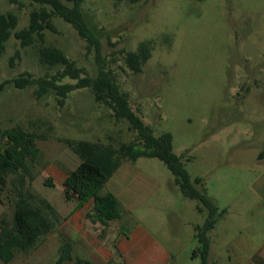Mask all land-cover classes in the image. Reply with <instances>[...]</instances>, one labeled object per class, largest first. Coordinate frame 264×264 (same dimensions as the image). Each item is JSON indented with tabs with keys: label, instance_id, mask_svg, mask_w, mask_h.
Listing matches in <instances>:
<instances>
[{
	"label": "rangeland",
	"instance_id": "obj_1",
	"mask_svg": "<svg viewBox=\"0 0 264 264\" xmlns=\"http://www.w3.org/2000/svg\"><path fill=\"white\" fill-rule=\"evenodd\" d=\"M37 7L0 0V14L18 17L15 31L28 25V14ZM81 10L98 40L103 65L127 94L131 109L154 136L171 135L173 153L192 180H202L198 188L217 207L216 224L207 233L209 262L264 264V159L258 158L264 152V0H84ZM51 22L54 31L45 30L42 43L22 47L11 36L0 55V83L6 82L0 92V146L5 144L1 132L13 127L38 136L39 155L24 186L46 199L60 221L36 248L16 250L9 263L0 264L57 263L65 244L63 215L73 206L64 198V175L79 164L66 141L117 147L135 140L129 124L115 121L89 89L71 92L60 107L54 91L37 98L35 85L17 89L10 82L25 73L50 77L61 69L39 62L42 46L60 49L89 76L97 75L96 49L88 50L61 18ZM144 42L150 44V57L133 73L125 53ZM128 162L121 165L145 178L134 190L142 205L132 213L133 223L175 255L172 264H201L194 255L200 248L194 227L203 224L207 210L199 213V203L181 195L158 159ZM15 179L9 174L0 186L1 215L8 222ZM126 184L119 188L125 191ZM107 189L104 185L98 193ZM123 223L113 221L110 228ZM78 249L73 247V256Z\"/></svg>",
	"mask_w": 264,
	"mask_h": 264
},
{
	"label": "trees",
	"instance_id": "obj_2",
	"mask_svg": "<svg viewBox=\"0 0 264 264\" xmlns=\"http://www.w3.org/2000/svg\"><path fill=\"white\" fill-rule=\"evenodd\" d=\"M38 5L28 14V25L15 31L18 17L8 12L0 14V55L5 43L13 36L22 47L31 46L35 41L43 42L44 31H54L52 17L57 16L71 25L78 36L86 42L87 49L94 47L97 52L96 63L98 73L89 76L83 68L65 56L58 48L42 46L38 50L41 64L61 69L50 77L33 78L25 73L10 81L15 88L23 89L35 85V96L42 97L54 91L58 106H63L68 94L78 89H89L94 101L102 104L111 112L115 121H126L129 129L135 133V140L121 143L117 147L100 142L66 141L68 147L78 157L79 164L63 180L64 198L76 197L79 204L93 201V207L86 217L91 223L107 226L109 222L121 218L118 200L110 193L99 194V190L111 178L124 161L134 162L137 159L156 158L161 161L173 177V183L184 198L195 200L199 204L196 210L202 213L207 210V217L202 225L194 227V238L200 248L194 255L200 256L201 264L209 262L210 242L207 233L213 229L217 220V207L204 190L198 188L202 180L191 179L181 161L172 151V137L168 133L154 136L150 127L131 109L128 96L121 92L110 71L103 65L97 38L88 28L82 14L84 0H24ZM71 4L70 6L66 5ZM18 57V53H15ZM150 57V44H139L135 52L125 53V64L133 73H139L141 66ZM64 78L73 80V84L62 83ZM4 83H0V92ZM4 146H0V186H4L6 176H16L14 185L15 198L12 201V216L8 222L4 215L0 216V261L9 263L15 251L28 253L36 248L46 235L53 232L60 221L54 207L36 192L25 187V176H31V168L36 162L39 149L36 147L38 136L19 127L1 132ZM115 250V249H114ZM73 244L65 242L56 264H92L89 261L73 256ZM116 255H118L115 250ZM109 264H124L123 261H109Z\"/></svg>",
	"mask_w": 264,
	"mask_h": 264
},
{
	"label": "crops",
	"instance_id": "obj_3",
	"mask_svg": "<svg viewBox=\"0 0 264 264\" xmlns=\"http://www.w3.org/2000/svg\"><path fill=\"white\" fill-rule=\"evenodd\" d=\"M258 158L264 159V152H261ZM121 166L105 183L108 189L101 194L110 193L118 200L121 218L117 221L124 223L117 230L110 228L113 221L107 226L91 223L86 215L91 212L93 201L88 200L79 204L77 198L72 196L69 200L73 202V206L63 215L65 242L72 243L73 247L77 245L79 249L76 257L92 264H109L111 260L123 261L124 264L174 263L176 257L169 249L146 228L133 223L132 213L142 205L134 190L145 182V178L130 173V170L126 169L128 167H124L129 165H124L122 168ZM67 175H64V179ZM122 182L127 183L125 191L119 188Z\"/></svg>",
	"mask_w": 264,
	"mask_h": 264
}]
</instances>
